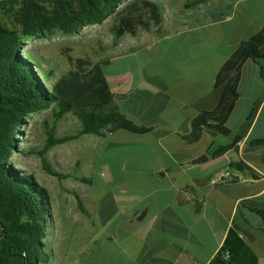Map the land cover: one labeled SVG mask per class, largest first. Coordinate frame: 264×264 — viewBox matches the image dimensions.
<instances>
[{"label":"crops","instance_id":"1","mask_svg":"<svg viewBox=\"0 0 264 264\" xmlns=\"http://www.w3.org/2000/svg\"><path fill=\"white\" fill-rule=\"evenodd\" d=\"M170 1L166 23L162 14L159 25L117 40V47L136 49L125 55L135 67L109 86L122 113L150 130L135 133L142 134L134 136L141 146L126 148L121 166L102 165V177L75 190L84 211L78 200H65L66 224L78 223L73 236L52 213L49 264H211L229 234L239 244L231 264H264V225L254 210L264 209V143H252L264 139V61L242 65L239 96L225 122L231 138L211 128L196 141L187 138L191 120L219 102L220 67L264 25V0L236 2L224 13L226 6L211 0L189 8L188 0ZM234 133L240 138L232 148L213 157ZM203 153L207 162L191 163ZM226 171L240 179L213 182Z\"/></svg>","mask_w":264,"mask_h":264},{"label":"trees","instance_id":"2","mask_svg":"<svg viewBox=\"0 0 264 264\" xmlns=\"http://www.w3.org/2000/svg\"><path fill=\"white\" fill-rule=\"evenodd\" d=\"M201 2L205 0H188L184 7ZM0 10L13 12L17 27L12 28L0 18V264H49L45 239L51 219L50 194L33 175L20 171L10 161L22 122L49 106L57 119L71 112L80 120L77 134L54 138L49 133L44 149L39 151L44 170L59 178L64 175L45 156L52 146L83 134L105 137L112 128L134 133L147 132L150 128L135 124L122 113L102 73L101 65H106L107 60L92 63L89 56H68L69 70L52 80L54 71L44 69L23 49V39L56 32L70 34L110 16V32L117 40L157 26L163 17L160 7L152 0H0ZM248 59L258 64L264 61V25L242 39L220 67L214 81V86L220 89L219 102L214 109L191 120L188 139L198 140L206 128L231 138L233 132L225 122L239 96L241 68ZM239 138L234 133L231 142L215 148L212 156H220ZM252 143L262 144L264 139ZM78 205L84 211L79 199ZM254 210L264 225V209ZM238 249L239 244L229 234L211 264H231Z\"/></svg>","mask_w":264,"mask_h":264},{"label":"rangeland","instance_id":"3","mask_svg":"<svg viewBox=\"0 0 264 264\" xmlns=\"http://www.w3.org/2000/svg\"><path fill=\"white\" fill-rule=\"evenodd\" d=\"M158 4L162 14L165 15L164 23L170 19L172 2L170 0H152ZM212 5H225L220 12L236 3L239 6L250 5L251 0H211ZM263 6L260 8V18L264 16ZM13 12L0 10V18L4 22L10 23L11 27L17 29L13 20ZM111 17H107L103 22L84 26L78 31L70 34L56 32L46 37H25L24 48L34 56L36 61L46 70H53L54 76L51 79H57L59 75L69 70L70 66L67 57H85L89 56L92 63L102 62L111 58L115 53L122 57L118 60H110L106 65H101L102 73L108 86H111L112 79H119L126 75V70H130L132 60L130 56L126 58V52L131 53L133 49L126 50L121 46L125 42L126 34L121 39V44L117 47V40L110 32ZM165 25V24H164ZM143 49L139 50V54ZM136 58V57H135ZM111 74L116 75L112 78ZM130 97L126 99V105L130 102ZM125 110L124 108L122 109ZM80 120L71 112L66 113L61 119H57L53 114L52 106L32 113L22 122L18 131L16 147L10 155V161L20 171L31 174L37 182L45 187L51 198V218L52 213L66 224L64 214L65 200L76 203L78 195L75 190L88 184L89 180H96L102 177L100 172L102 165L109 164L111 168L121 166L126 158V148L141 146L140 140L136 137H142V134H135L120 128H112L105 137H99L92 134H83L65 143L52 146L45 154L51 166L62 176L59 178L53 176L44 170L39 151L43 150L49 133L54 138L64 135H75L80 131ZM104 174V173H103ZM81 183L82 186H78ZM83 189V188H82ZM77 212V209H74ZM84 217V216H83ZM67 221L65 229L67 235L73 236L78 223ZM55 228H58L55 226ZM48 231L53 234L54 225L50 222L47 226ZM59 237V234L57 235ZM51 239V238H50Z\"/></svg>","mask_w":264,"mask_h":264},{"label":"built area","instance_id":"4","mask_svg":"<svg viewBox=\"0 0 264 264\" xmlns=\"http://www.w3.org/2000/svg\"><path fill=\"white\" fill-rule=\"evenodd\" d=\"M224 178L226 180H229V181H236V180L240 179V176L235 175V174L231 173L230 171H226L225 173L220 174L219 177H215L213 182L214 183L220 182ZM228 255H229V253L226 252L225 257H227Z\"/></svg>","mask_w":264,"mask_h":264},{"label":"water","instance_id":"5","mask_svg":"<svg viewBox=\"0 0 264 264\" xmlns=\"http://www.w3.org/2000/svg\"><path fill=\"white\" fill-rule=\"evenodd\" d=\"M209 160V157L207 154L203 153L201 155H199L198 157H196L195 159H193L191 161L192 164H202V163H205ZM160 174H163L164 175V172L161 171Z\"/></svg>","mask_w":264,"mask_h":264}]
</instances>
